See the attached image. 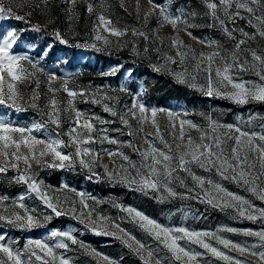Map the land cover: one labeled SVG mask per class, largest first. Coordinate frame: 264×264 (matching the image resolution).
Returning a JSON list of instances; mask_svg holds the SVG:
<instances>
[{
	"label": "snow or ice",
	"instance_id": "snow-or-ice-1",
	"mask_svg": "<svg viewBox=\"0 0 264 264\" xmlns=\"http://www.w3.org/2000/svg\"><path fill=\"white\" fill-rule=\"evenodd\" d=\"M151 5L150 10L144 13V19L147 21L153 14L157 17L159 27L170 26L174 32L169 39V50L175 51V56L168 55L161 51L163 38L158 32H145L133 28L132 36L142 37L146 42L151 38V42L157 44L152 51L163 61V64L153 65V70L160 72L169 70L176 81L180 84H187L193 89L203 93L205 96L220 97L229 99L236 104L245 105L252 101L264 103V55H258L252 52L251 63L239 59V50L245 44L244 39H239L235 49L230 56L222 54V46L215 40H203L192 36L189 30L198 25L189 22V17L194 15L186 13L183 9L172 10L171 0L165 3L161 0L156 3L155 0H148ZM234 0H205L209 15L219 21L225 33L232 37V32L228 30L224 20L217 15L218 6H223L225 16L233 21L240 16V9L249 14H255L251 4H256L259 0H235L236 11L230 13ZM69 5V19L75 17L74 7L76 0H65ZM46 8L48 0H42ZM35 8H41V5H33ZM137 9L139 10V0H137ZM98 11V23L94 26V41L102 42L104 46H110L114 43L108 36L102 35L107 32L110 36L124 37L128 34L127 28H118L111 19L106 18L103 11L92 3L87 5V12ZM31 12L25 15H19L14 11L13 6L0 0V20H25ZM243 18V17H241ZM257 22L264 28V16H256ZM50 22L51 18H50ZM29 23H31L29 21ZM251 23V20H249ZM31 30L40 32L42 26L39 24L31 25ZM184 31L186 35L198 40L205 47L213 49L209 53H196L180 37V32ZM248 36L247 33H243ZM259 35L264 37V30L259 31ZM52 36L61 44H67L68 40L58 30H53ZM235 39V37H232ZM21 42V33L18 29L9 27L7 30L0 25V106L4 109L14 110L15 112L26 111L28 107L37 109L42 113L40 120H34L31 124L23 125L14 123L8 112L0 111V174L6 173L9 168L16 171L13 177L16 183L23 184L26 192L16 197L0 195V223L12 227L30 230L34 227L42 226L41 218L35 215V208H29L25 200L33 194L42 204L50 209L51 214L43 217L44 221H51L53 216L71 215L86 228L93 231L96 235L114 237L120 240L130 251L139 256L143 264H199L198 258L210 253L212 256L225 261L226 264H264V229L254 231L245 229L242 234L250 237H257L258 243L241 244L232 240L218 236L216 233L208 231L190 230L185 226H165L150 218L142 211L121 204L113 206L118 207L127 214L130 222L135 223L143 232H145L156 244L153 248L151 244L138 239L125 228L121 223L104 215H97L93 218L94 209L89 208L87 197L84 192H79L82 209L77 210L72 203L66 199L60 200L58 197L49 195L48 189L51 186L45 185L43 180L38 179V174L33 171V167L56 168L73 170L77 163L83 170L89 173L88 179L94 177L97 181L107 179L113 183H122L127 187L144 193H159V199L164 201L168 198L195 199L201 203L223 209H234L238 216L248 220H264V207H257L250 200L229 191L221 182L215 181L209 177L197 175L193 171V166L208 173H215L221 181H231L247 188L260 201H264V125L260 132L242 130L239 125H221L210 116H205L208 126L203 127L191 120L183 119L182 116L189 115L187 110L177 111L172 109L157 108L146 106L140 99L142 91L131 92L133 103L122 115L119 120L122 124L128 126L129 119H135L140 127L136 130L142 133L144 143L148 145L143 150L131 141L121 142L108 135L107 128L98 129L96 120L100 124L114 123V121L100 120L98 117H89L85 113L75 109L74 104L79 97L83 102H88V98L93 103H102L103 110L112 116H118L114 106L106 101H112L114 98L104 94L97 97V92L88 89L70 87L69 81L71 75L57 76L54 72L48 73V91L51 94L45 108L38 105L40 99L39 80L37 74L44 70L40 68L39 60L34 61L27 54H19V43ZM115 43L119 46L120 41ZM91 47L97 45L93 43ZM52 45L41 49L38 56L46 57L51 50ZM133 52L136 55L140 53L133 42ZM144 53L150 49L145 47ZM178 58V59H177ZM195 62V70L201 68L205 71L206 82L202 85L196 83V75L188 73L185 62L187 60ZM219 60V64H217ZM246 64L248 67H246ZM171 65H179L180 71H171ZM119 67H113L108 73L114 75L119 71ZM259 71H255L256 68ZM249 68L255 71L259 77V83L254 81H245L239 79L236 73L248 71ZM213 72L215 75H213ZM131 72L127 73L130 78ZM62 80L60 88H53L52 81ZM32 85V91L26 94L24 89ZM66 93L67 106L65 111L71 109L74 114L72 127L65 134V141L58 131L61 127L60 114L62 111L61 101L56 97L59 91ZM120 91H129L126 84L120 85ZM45 109H47L45 111ZM163 113L168 118V127L176 129L173 135V141L169 143L161 130L158 114ZM203 115V114H202ZM253 118L249 117V123ZM52 126L51 128L49 126ZM146 125L154 128V132H145ZM130 127V126H129ZM199 131L201 135L194 138L185 131V128ZM218 129H224L223 134L218 133ZM119 131V129H114ZM34 133H43L37 137ZM235 133V135H232ZM132 136L134 133L129 130L127 133ZM159 140L162 147H158L156 141ZM186 141V142H185ZM228 141H232L231 145ZM104 143L117 144L123 146L126 144L140 156L137 163L132 161L130 156L125 154L120 148L109 150L94 147L97 144ZM72 148V151L66 149ZM107 155L113 158L119 157L121 162L113 170H109L107 165H103V176L94 169L99 164L103 156ZM180 173L185 175L181 176ZM191 179L192 185L188 184ZM177 186L184 189V192H178ZM60 190L75 191L69 189L67 184L62 185ZM69 203L66 209L63 205ZM83 209H89L87 213ZM223 231L237 233L238 229L227 227ZM207 238L215 239L224 249L235 252L237 255H231L228 252L214 246ZM54 243L49 244L47 241ZM180 241H185L182 245ZM84 248L83 242L78 241L74 230L53 229L44 239H29L23 249L15 247L17 241H8L5 234H0V264H71V259L63 253L58 254L57 249H70V244ZM195 244L204 249V252L193 250L190 245ZM166 250L165 255L160 252ZM92 254L101 257L105 264H123V257L119 259L111 258L92 250ZM248 257H255V260Z\"/></svg>",
	"mask_w": 264,
	"mask_h": 264
},
{
	"label": "rangeland",
	"instance_id": "rangeland-1",
	"mask_svg": "<svg viewBox=\"0 0 264 264\" xmlns=\"http://www.w3.org/2000/svg\"><path fill=\"white\" fill-rule=\"evenodd\" d=\"M4 2L13 6L14 11L19 15L23 16L31 12V15L27 16L25 20H0V25L5 30L11 27L20 31L21 42L19 43L18 53L27 54L34 61L39 60L38 66L44 70L37 74V79L39 80V88L37 91L40 96L37 103L42 109L45 108L51 95L48 91V73L54 72L57 76L71 75L72 78L69 81L70 87H78L90 91L101 89L100 92H97L98 98L104 94L113 97L114 99L112 101L106 102L110 103V106H114V110L118 113L116 117L105 112L102 103H93L91 98H88V102H83L78 97L74 107L89 117H98L100 120L110 122L114 121V123L107 124H100L96 120L93 122L96 123L98 129L107 128L110 137L121 142L131 141L142 150L147 148L148 145L142 139L143 134L136 131L140 127L137 121L135 119H129L128 126H126L119 120V115H122L126 107H130L133 103L131 92L142 91L140 99L146 106L177 111L187 110L189 115L182 116L181 118L191 120L203 127L208 126V121L205 119V116H210L221 125H239L242 130L256 132L262 130L261 126L264 125V103L252 101L245 105H239L229 99H222L215 96L209 98L187 84L178 83L169 70L162 69L160 72L153 70V65L163 64V61L157 53L152 51L158 45L152 43L151 38L146 42L142 37L132 36L131 30L136 28L145 32H158L159 36L163 38L161 51L173 56H175V51L169 50L168 37L173 36L174 32L170 26L165 25L164 27H159L155 14L149 16L147 21H145L144 13L151 8L148 0H139V10L137 9V0H76L74 7L75 17L71 20L69 19V5L65 3V0H48L46 8L43 6L42 0H4ZM155 2L160 3L161 0H155ZM89 3L98 6L106 18L111 19L112 23L118 28H127L128 34L124 37L117 38L101 30V34L108 36L114 43L110 46H104L102 42L94 41L95 32L93 29L98 23L97 16L99 12L94 11L93 13H88L87 5ZM165 3L167 4L168 0H165ZM33 5H41V8H35ZM250 6L254 8V15L240 9V16L236 17L234 21L225 16L223 6H218L217 15L220 19L224 20L228 30L232 32V37H235L233 39L225 33L219 21L214 20L208 14L210 10L207 9L205 0H171L173 11L181 8L186 13L194 14L189 17L190 23L198 25V27L189 29L193 37L203 40H215L221 46L228 41L237 42L239 39H245L246 36L243 33H253V35L257 36L259 35V31L264 30L255 18L256 16H264V0H259L258 3L251 4ZM235 11L236 5L234 0L229 12L234 13ZM50 18L53 22H50ZM249 20H251V23H249ZM36 24L49 26L52 31H60L68 40V43L61 44L42 30L40 32L32 31L31 25ZM244 29L247 30L244 31ZM180 37L196 53H209L213 50L205 47L198 40L189 37L184 31L180 32ZM261 38L264 39V37ZM117 40L120 41L119 46L115 43ZM133 42L135 43L137 51L140 53L139 55H136L132 50ZM93 43L97 45L95 48H104L111 52H122L124 57L122 60H115L99 56L91 52V45ZM48 45H52V48L47 56L43 58L38 56L41 49L46 48ZM145 47L150 49L148 53H144L143 49ZM234 49V47L228 48L222 46V54L230 56ZM252 52H256L258 55H264V49H240L239 59L251 63ZM217 64H219V60H217ZM118 66H120L119 71L114 75L105 74L113 67ZM185 66L187 67L188 73L196 75V83L198 85L206 82L205 71L203 68L196 71L193 60H187ZM246 67H248L247 64ZM170 69L171 71L181 70L179 65H171ZM255 71H259V68L257 67ZM255 71L249 68L248 71L236 73L234 70L233 74L238 76L239 79L259 83V77L255 75ZM128 72L132 73L130 78L127 76ZM213 75H215L214 72ZM121 84H126L129 91H120ZM61 85L62 80L59 79L52 81L51 84L53 88H60ZM32 87V85L26 87L24 89L25 93L29 94L32 91ZM56 97L62 102V111L60 114L61 127L58 131L61 137L67 141L68 138L65 134L72 127L74 114L71 109L64 110L67 106L68 99L66 93L61 90L56 93ZM0 111L8 112L16 124L28 125L34 120L45 118L41 112L31 107H28L26 111L15 112L14 110L4 109L3 106H0ZM249 117L253 118L250 123ZM158 120L165 139L171 143L173 141V135L171 133L177 130L168 127L169 121L165 114H158ZM49 127L51 128L52 126L50 125ZM114 129H119V131H114ZM129 130L133 131L134 134L132 136L127 134ZM144 130L145 132L155 131L150 125H146ZM185 131L190 133L194 138H198L201 135L199 131L188 129L187 127ZM224 131V129H218L219 134H223ZM34 134L37 137L43 135V133ZM232 135H235V133H232ZM231 143L232 141H228L229 145ZM156 144L158 147H162L159 140L156 141ZM94 147L97 150L101 148L109 150L120 148L121 151L130 156L132 161L137 163L140 161V156L132 148L127 147L126 144L121 146L104 143L103 145L97 144ZM66 151H72V148H68ZM115 160L116 163L113 162L112 157L104 155L94 170L103 176V165H107L109 170H113L116 168L117 163L121 162L119 157H116ZM33 171L38 174V179L43 180L45 185L51 186L48 189L49 195L58 197L62 201L66 199L69 203L74 202L72 206L77 210L82 209L80 197L77 193L84 192L86 198L94 197L95 199H87L89 208L94 209L93 218L97 215L110 217L120 222L121 227L128 230L138 239L151 244L153 248L156 247L153 240L135 223L130 222L126 213L122 212L118 207L113 206L114 203L134 207L165 226H185L190 230L213 232L220 237L241 244L247 243L251 245L258 243L257 237L245 236L242 234L243 230L252 229L259 231L264 229V220H248L238 216L234 209L222 210L221 208L201 203L195 199L168 198L161 201L159 199V193H144L133 190L125 184L113 183L107 179L97 181L94 177L92 180H89L88 171L83 170L78 163L71 171L56 168L40 169L35 166L33 167ZM193 171L197 175L209 177L221 182L229 191L243 196L257 207H264V201H260L247 188L241 187L231 181H221L220 177L215 175V173L205 172L195 166H193ZM15 175L16 171L11 168L6 173L0 174V195H7L11 198L26 192L25 186L16 183L13 179ZM180 175L183 176L185 174L180 173ZM187 182L190 186L192 185L190 178ZM64 184H67L69 189H74L75 191L60 190ZM176 190L178 192H184V189L179 186H177ZM69 203H65L63 206L67 209ZM25 204L29 208H35V215L41 218L42 226L25 230L8 227L0 223V234H5L8 241H17L18 243L15 247L23 249L29 239H44L53 229L71 228L74 230L77 240L83 242L85 247L81 248L79 244L72 245L69 242V250H56L58 254L63 253L66 257L70 258L71 264H105L101 257L92 254V250L111 258L119 259L123 257V264H143L140 257L130 251L120 240L114 237L96 235L71 215L53 216L51 221H44L43 217L51 214V211L34 194L25 200ZM83 211L87 213L89 209H83ZM227 227L236 228L240 231L231 233L222 230ZM207 239L221 250L234 256L237 255L235 252H230L229 249H224L215 239ZM47 242L49 244L54 243L52 240H48ZM180 243L183 245L185 241H180ZM190 247L195 251H205L195 244L190 245ZM165 252L166 250L161 251L160 255H165ZM248 258L252 260L256 259L255 257ZM198 261L199 264H226L225 261L212 256L210 253L199 257ZM177 264H180V262H177Z\"/></svg>",
	"mask_w": 264,
	"mask_h": 264
},
{
	"label": "trees",
	"instance_id": "trees-1",
	"mask_svg": "<svg viewBox=\"0 0 264 264\" xmlns=\"http://www.w3.org/2000/svg\"><path fill=\"white\" fill-rule=\"evenodd\" d=\"M42 26V31L46 32L49 36L54 38L52 36V30L49 26L46 25H41ZM247 29H244V31ZM250 31V30H249ZM245 44L241 46V49L244 50H263L264 49V39L261 38V36L253 35V33H248V36H246ZM237 42L235 41H228L226 43H223V47H228V48H235ZM91 52L98 54L99 56L110 58V59H115V60H122L124 57V54L122 52H111L107 51L104 48H92L91 47Z\"/></svg>",
	"mask_w": 264,
	"mask_h": 264
}]
</instances>
